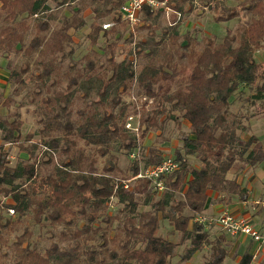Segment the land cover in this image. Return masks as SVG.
Segmentation results:
<instances>
[{"label":"trees","instance_id":"16d2710c","mask_svg":"<svg viewBox=\"0 0 264 264\" xmlns=\"http://www.w3.org/2000/svg\"><path fill=\"white\" fill-rule=\"evenodd\" d=\"M124 1L0 0V57H7V80L15 85L14 95L25 89V76L37 72L32 75L36 83L29 102L35 103L39 97L34 111L42 139L32 142L31 133L21 140L22 120L17 110L0 115V205L2 198L7 199L3 207L18 214L17 219L4 223L0 215V229L16 230L24 211L32 213L36 224L47 221L61 226L44 248L29 243L32 231L24 226L11 244L9 264H174L173 258L187 262L206 245L210 255L205 264H222L227 238L240 235L231 236L195 219L205 215L210 191L246 200V188L236 176L227 175L231 169H236L237 175L246 166L264 163V142L254 134L246 138L239 135L238 131L247 128L241 117L229 110L235 91L256 79L259 64L254 52L264 48V0L240 1L245 20L235 29L227 28L219 42L213 35L197 38L194 29L180 33L185 14L192 11L197 0H166L170 9L167 17L163 8L143 5L134 38L120 17ZM49 2L56 9L69 7L71 15H61L58 24L52 26L58 11L52 10ZM204 3H212L216 21L238 16V10L225 5V0ZM87 9L92 13L87 33L90 48L79 60L82 67H77L70 31L86 25L83 12ZM106 17L113 24L103 29L101 20ZM161 18L167 22L157 34L154 27ZM140 33L143 36L137 39ZM124 35L130 47L124 58L117 60L116 51L122 48L118 40ZM100 39L106 44L95 48ZM65 61L68 70L63 71ZM62 77L66 84L58 89ZM76 92L84 99L90 93L98 97L90 102V110H76L81 116L77 125L71 119ZM125 94L153 101L149 110L141 106L137 133L125 127L130 112L138 113L135 102L123 100ZM255 98H264L263 86ZM2 103L7 107L16 103L17 109L24 106L11 95ZM177 117L188 123L189 131L181 134V145L174 154L163 155L159 149L149 148L143 158H138L147 135L161 133L167 120L180 126ZM78 140L104 157L100 171L77 146ZM5 143H18L28 160L11 165ZM40 143L47 151L61 155L58 163L53 154H34ZM120 151L132 160L127 174L117 176L112 153ZM188 156L198 159L200 165L190 166ZM166 157H171L177 168L160 176L162 191L146 178H135L132 186L125 183ZM39 164H53L44 179L45 190L32 184ZM113 198L121 207L110 215L107 210ZM141 205L149 209H139ZM80 219L83 223L78 226ZM162 221L179 233L178 241L160 234ZM213 228L222 232L210 239L208 231ZM186 241L187 246L178 254L177 248ZM251 242L256 244L250 238L240 264H251Z\"/></svg>","mask_w":264,"mask_h":264},{"label":"rangeland","instance_id":"374dc122","mask_svg":"<svg viewBox=\"0 0 264 264\" xmlns=\"http://www.w3.org/2000/svg\"><path fill=\"white\" fill-rule=\"evenodd\" d=\"M242 0H225V5H227L230 8H233L234 10H238V16L233 18L232 20L227 21H216L213 19V16L216 14V12L212 8V3L205 5V0H197L194 8L191 12H189L187 15L185 14L183 18V26L179 27L180 33H185L186 31L191 32L193 29L197 32L195 35L197 38L201 36H215V39L217 42L221 41L227 28L235 29L240 23H242L245 20V16L243 15V10L241 6H239V2ZM77 2L74 3L75 6ZM78 4V3H77ZM49 5L52 10L58 11L57 19L55 21H52V26H55L60 21L61 15L70 16L71 10L67 6H62L59 9H56L54 7L53 2H49ZM76 8V7H75ZM169 14L165 13V16L167 17ZM83 16L86 20V25H84L79 30H71L70 34L73 39V48L74 53L72 55V58L74 61L80 62L79 60L81 57L87 52V50L90 48L89 42L87 39V33L89 31V23L92 21V13L89 9L85 10L83 12ZM110 18L106 17L101 20V23L107 22ZM166 18L159 20V23L155 25V32L159 34L163 28L166 26ZM126 33V32H125ZM142 33L138 34L137 39L139 37H142ZM127 37L124 35L120 40H118V44H120L121 49H117L116 51V58L117 60H121L124 58V56L127 53V50L129 49V43L125 41ZM106 44V41L103 39H100L98 44L95 46V48L103 47ZM13 54L9 56V58H12ZM254 59L259 64L256 79L251 85H245L240 86L237 91L233 94V96L230 99V105L229 110L232 114L240 116L242 119L243 125L247 128L245 131L241 132L238 131L239 135H241L243 138L248 137L251 134H254L261 142H264V98L263 99H257L255 96H257V91L260 86L264 87V48L261 47L258 50L254 52ZM16 60V59H15ZM19 59H17L18 61ZM6 62L7 57H0V115H6L7 113H11L14 110H17L20 119L22 120V127H21V140H23V137H25L26 134L33 133L34 136L32 138V142H38L41 141V136L38 134V129L40 128V125L37 123V114L35 113V108L39 104V97L36 99L35 103H30L29 99L32 97V90L33 85L36 83V80L32 78V75H36L37 72L34 71L32 74H27L25 76L26 80V87L25 89L19 94L14 95L12 94L13 88L15 85H12L8 82V70L6 68ZM142 62V60H141ZM68 61H65L63 71L68 70L67 67ZM77 67H82V63H79ZM66 84V79L62 77V83L58 87V89H63ZM13 96L15 98L16 102H23L24 106L17 109L16 103L10 104V106H5L2 102L5 100L7 96ZM135 100L132 99V97H128L127 94L123 96V100L130 101L136 103L135 109L138 112L136 117L139 116L140 111L142 110V107L145 110H149L152 107V99H147L144 97L137 98L134 97ZM72 103V115L71 119L73 122L77 125L81 121V116L78 115L76 112L77 109H86L87 111L90 110V102L92 100L96 101L98 100V97L94 96V93H90V96L87 99H84L81 97V94L79 92H76ZM145 106H142V105ZM142 106V107H141ZM134 110V108H133ZM130 115H133V113L130 112ZM178 116V115H176ZM178 120L180 117H177ZM180 126H177V123L172 120H167L164 124L163 130L160 133V131L156 132H150L147 137L145 138L143 144L140 146L139 151V157L143 158L146 154L149 148H157L161 151L163 155H173L174 150L181 145V134L182 133H188V123L181 119ZM140 133V132H139ZM139 135V134H138ZM20 140V141H21ZM19 144H9L5 143L4 148L8 150V154L10 157V164L14 165L18 162L26 161L28 160L27 154H22V151L19 149ZM77 146L84 149L85 153L90 161H93V164L95 166L96 171H100L102 164L104 162V157H100L95 152V148L92 146H87L84 144L83 141L78 140ZM53 154L54 162H59V153L58 152H52L47 151L43 145L38 146L37 149H35L34 154ZM115 155L116 165L118 168L117 176H121L122 174H127L128 168L131 163V157L130 155L125 154L124 152H115L112 153ZM46 158H44L45 160ZM31 160V159H30ZM187 161L190 166H199L200 162L198 159L194 158L193 156H188ZM239 163L237 164V166ZM53 169V164H39L38 167V173L35 176V178L32 181V184L37 187L38 189L45 190L46 185L44 183L45 177L51 173ZM230 174L227 175V177L232 178L233 172L236 171V169H231ZM256 172L259 173L260 180L257 182H252L251 184V191L247 195L248 198L245 200V208H248V212L254 208H261L264 211V169L256 167ZM135 178H130L125 181V183L129 184V186H132L133 180ZM250 180V179H249ZM247 181V180H246ZM158 194V192H157ZM219 197L218 202L224 203L225 205H228L227 207H230L231 205L241 203V200L238 199L236 195H225L222 196V194H218ZM176 197H181L180 194H177ZM234 199V202H231ZM237 199V201H236ZM4 203L0 205V215L3 217L2 223L6 219H10L11 221L17 219L18 214L14 212L13 214H10L8 209L3 207V204H5L7 199H3ZM9 202V201H8ZM258 202V203H257ZM257 203V204H256ZM121 207V204L117 203L116 200L113 198L109 202L108 207V214L113 215L116 214L118 208ZM232 208V207H230ZM10 209V208H9ZM139 209H149L148 206L141 205ZM226 209V208H224ZM24 214L20 218L19 224L16 226V230L11 231L8 227H4L1 230L2 237L4 241L0 242V262H4L5 264L10 263V254H11V244L15 241L16 237L20 235L23 232L24 226L28 227L32 231V235L29 239V243L32 246H37L38 248H44L48 246V244L54 239L53 235H56L58 233V230L61 228V226H52L47 221L42 224H36L33 221L32 213L30 211H24ZM249 216V214H247ZM252 218L250 216L249 220ZM251 221V220H250ZM83 223V220H79L78 226H81ZM260 224H264V219L260 221ZM210 239L215 238L219 234H221V230L218 228L210 229L209 231ZM160 234L164 237L172 240V241H178L179 240V233L174 232L172 230V227L168 224L167 221H162L160 225ZM244 236V239L242 238ZM242 236H236V237H228L226 241L227 246V255L223 261L222 264H240L238 261L241 257V255L247 250L249 244H250V237L245 235ZM188 241L183 243V245H180L177 248L178 254L183 252V249L187 246ZM254 250H252L253 252ZM3 254H6V257H3ZM210 255V249L209 246H204L200 251H198L194 257H192L187 262H178V257H175L172 259V262L174 264H205V261L208 259ZM251 264H258L256 261V258L251 262Z\"/></svg>","mask_w":264,"mask_h":264},{"label":"built area","instance_id":"2783aa9c","mask_svg":"<svg viewBox=\"0 0 264 264\" xmlns=\"http://www.w3.org/2000/svg\"><path fill=\"white\" fill-rule=\"evenodd\" d=\"M143 5H149L154 9H164L166 14L169 13V8L166 7V0H125L120 7V17L123 22L127 24V33L136 37V26L140 24V12ZM112 22L107 21L102 23L103 29H108L112 26ZM134 63V67H135ZM135 100L134 97H132ZM125 127L132 132L137 133L139 128L138 116L130 115L127 117ZM132 154L131 156H133ZM177 168V163L171 158L166 157L160 164L148 166L134 177V178H146L155 185L158 191L164 189V185L160 180L162 174L169 173ZM10 214L14 211L12 208L8 209ZM196 221L205 225L217 226L229 233L231 236L238 234L249 236L257 245L253 258L256 257L261 251H264V234L256 230L250 223V220L245 216H237L228 209H222L217 214L211 215H198ZM264 264V261L261 263Z\"/></svg>","mask_w":264,"mask_h":264},{"label":"crops","instance_id":"0c3cea01","mask_svg":"<svg viewBox=\"0 0 264 264\" xmlns=\"http://www.w3.org/2000/svg\"><path fill=\"white\" fill-rule=\"evenodd\" d=\"M183 22L184 21H182V23L180 24V27L183 26ZM22 154H26V153L22 152ZM258 168L264 169V163L259 165ZM235 176H236L238 183H240V185L242 187L246 188L247 195L249 194V192L252 189V187H251L252 182L253 181L257 182L260 180L259 173L256 172V167H250V166H246L237 175L235 172H233L232 177L234 178ZM219 197L220 196H218L213 191L208 192V199L206 201L205 208L203 210V213L205 215L217 214L222 209L226 208L237 216H245L248 219L250 218V216H252V218L250 219L251 225L256 230H258L259 232L264 234V224H260V221L264 219V211L261 208H259V207L254 208V209L250 210V212L247 213L248 208H245V202H246L245 200L241 201V203L231 205L230 207H232V208H230V207H227L228 205H225L224 203H219L217 200V199H219ZM231 200H232L231 202L235 201L234 199H231ZM236 201H237V199H236ZM247 214H249V216ZM240 236H242V235L240 234ZM242 238L244 239V236H242ZM256 247H257V245L253 244L251 242L249 252H250V254H252V261L256 258L257 263L261 264L264 261V251L263 252L261 251L258 255H256L255 258H253ZM252 250H254V251L252 252Z\"/></svg>","mask_w":264,"mask_h":264}]
</instances>
